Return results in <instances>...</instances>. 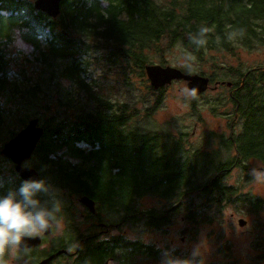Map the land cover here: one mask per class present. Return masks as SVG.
<instances>
[{
    "label": "trees",
    "instance_id": "obj_1",
    "mask_svg": "<svg viewBox=\"0 0 264 264\" xmlns=\"http://www.w3.org/2000/svg\"><path fill=\"white\" fill-rule=\"evenodd\" d=\"M13 27L28 31V40L41 55L38 60L51 70V79H66L72 85L55 100L49 96L51 86L45 80L27 89L20 100L27 117L31 108L35 110L32 117L44 129L31 166L53 188L87 196L100 210L123 212L129 221H143L154 228L166 225L172 213L184 207L190 223L203 222L207 219L203 211L210 203L230 201L236 194L234 187L223 184L227 163L203 162L204 155L190 153L182 140L138 127L135 107L103 93L101 76L89 69L88 58L90 52H102L98 59L109 67L107 72L115 70L124 83L136 73L146 75L149 89L163 92L168 86L154 89L147 74V67H167L163 65V43L169 48L181 45L198 63L206 62L213 52L235 56L241 48L264 47V0H107L106 6L100 0H63L56 19L36 10L31 0H0V90L7 83L5 47ZM201 27L209 29L207 43L197 48L188 37ZM40 33L46 35V50L40 48ZM155 57H160L159 64ZM227 69L224 79L218 74L209 76L224 81L227 88L231 83V93L238 89L236 99L230 101L240 131L225 147L234 148L239 161L264 162V67ZM54 86L62 88L58 82ZM16 96L8 97L9 101L15 103ZM3 114L0 107V121ZM203 164L207 169L217 165L214 176L205 183L197 182L209 172L202 170ZM1 169L0 162V173ZM12 173L16 178L11 182L0 174V196L18 189L24 181L14 170ZM146 196L164 200L171 207L140 210L139 202ZM196 198L202 201L194 209ZM39 199L43 201L42 194ZM236 201L247 207L261 206L260 200L250 196H239ZM163 252L153 244L126 242L121 237L92 242L88 250L98 262L112 256L117 264L159 262Z\"/></svg>",
    "mask_w": 264,
    "mask_h": 264
},
{
    "label": "rangeland",
    "instance_id": "obj_2",
    "mask_svg": "<svg viewBox=\"0 0 264 264\" xmlns=\"http://www.w3.org/2000/svg\"><path fill=\"white\" fill-rule=\"evenodd\" d=\"M8 24L13 26V23ZM16 29L18 27L11 29V39L5 47L8 78L5 87L0 90V107L4 110V116L0 121V154L4 145L14 137L11 132L18 134L26 127L30 118H34L32 116L36 114L35 110L31 108L30 118H28L25 107L20 104L21 97L27 89L48 80V85L51 86L49 96L57 100L61 91H69V88L72 87L66 79H51V70L45 63L38 60L41 55L36 49V45L28 40V31L24 35V40L32 45L34 50L27 55L16 51L12 42ZM163 45L162 52L165 58L163 65L178 68L190 74L205 77L218 74V77L224 79V73L229 70L227 68L248 70L264 67V47L252 49V51L241 48L235 51V56L226 51L213 52L211 53L212 57L206 59V62L194 61L192 71L189 72L184 63L186 53L182 46L176 45L169 48L165 47L164 43ZM40 48L47 49L43 44ZM101 53L96 51L89 53V69L96 77L101 76L100 84L106 96L127 102L129 106L135 107L138 117L134 123L138 127L144 131H157L182 140L190 153L199 152V155H204L203 162L211 160L213 163L217 162V165L233 163L235 150L226 148L220 143L228 139L230 122L225 120L232 119L234 112V104L230 101L231 92L226 86L220 87L217 92L197 93L195 99H185L181 95V90L185 87L188 88L187 82L183 80L174 82L163 92H155L149 89L151 85L146 75L136 73L128 83H124L117 76L115 70L107 72L110 70L109 67L98 59ZM154 61L159 64L160 57H155ZM224 69L226 70L224 71ZM230 76L232 80H236L235 76ZM57 82L62 87L60 90L54 86ZM16 94L15 103L13 100L11 103L8 97L12 99V96ZM52 107L55 110L56 104L54 103ZM227 115L229 118L226 117ZM225 127L228 128V131L226 134H222L220 129ZM235 128V134L239 133L238 124L235 125ZM1 157L3 156L0 155L1 177L9 182L14 181L16 177L12 173L13 165ZM31 161L32 164L34 163L31 158L24 162V166H31ZM248 163V167L253 168L264 166V162L257 159H252ZM212 166L210 169H207L206 164L201 166L203 171L209 172L207 175L200 176L197 182L205 183L206 179H211L214 176V167L216 166L215 164ZM223 184L234 187L236 194L234 193L230 201H223L219 204L210 203L207 210L203 211L207 217L203 222L200 220L194 225L190 223L186 219L187 210L184 207L181 211L172 213L168 223L161 228L148 227L143 221H129L120 231L94 238L105 240L119 236L126 242L140 241L153 244L156 248L180 254L184 258H191L194 246L203 240L205 242L202 249L204 264H264V208L249 210L242 208L236 201L240 195L247 194L264 203V184L254 183L249 172L240 169L229 173L223 179ZM54 189L57 198L62 203L60 214L62 230L52 228L50 234L44 237L42 246L34 250L33 255H25L19 248L6 251L4 256L6 264H38L51 251L62 245L59 243L61 240L66 241L67 245L70 244L67 240L70 235L84 237L96 235L102 230L98 226L93 231L95 220L88 218V209L81 204L79 196L72 195L67 190L60 188ZM42 199L44 202L48 200V197L42 194ZM201 201L198 198L194 200V209L198 208ZM170 207L168 202L151 196H146L139 202V208L143 211L154 208L167 210ZM194 212L196 211L194 210ZM99 213L98 217L105 224L119 222L123 217V212L103 210ZM240 220L246 221V224L241 226ZM69 261H71L70 258ZM160 262L150 264H160ZM54 264H70V262L67 263L65 258H61L57 259Z\"/></svg>",
    "mask_w": 264,
    "mask_h": 264
},
{
    "label": "clouds",
    "instance_id": "obj_3",
    "mask_svg": "<svg viewBox=\"0 0 264 264\" xmlns=\"http://www.w3.org/2000/svg\"><path fill=\"white\" fill-rule=\"evenodd\" d=\"M102 6L107 5V0H100ZM207 27H201L197 34H189V40L197 48L207 43ZM26 30L16 29L13 35V46L17 52L30 54L34 47L24 40ZM37 39L43 44L46 35L40 33ZM195 57L186 54L184 63L188 71H192ZM185 99H195L196 89L187 87L181 90ZM249 175L256 184H264V166L251 169ZM43 194L48 197L42 202L39 196ZM62 203L57 198L56 190L44 179L24 180L18 189L10 190L6 195L0 196V264H6L4 256L8 250L23 248L25 252L30 251L24 241L42 235L46 231L55 228L62 230L60 220ZM205 242L202 240L194 246L191 258H179L172 255L170 251L162 253L160 264H204L203 251Z\"/></svg>",
    "mask_w": 264,
    "mask_h": 264
},
{
    "label": "water",
    "instance_id": "obj_4",
    "mask_svg": "<svg viewBox=\"0 0 264 264\" xmlns=\"http://www.w3.org/2000/svg\"><path fill=\"white\" fill-rule=\"evenodd\" d=\"M62 1L63 0H36L34 6L36 10L46 13L48 16L56 19L61 13ZM147 74L151 80V84L156 90L170 86L174 81L181 80L187 82L189 89H196L198 94L205 93L210 89V79L208 77L198 74H189L171 66H150L147 67ZM230 85L231 83H229V86ZM39 124V119H30L26 127L23 128L9 142H7L1 151L3 156L12 160V162L16 165L15 170L22 180L41 179L40 173L35 168H24L22 166L25 160H28L33 156L34 151L44 135V129L39 126ZM81 202L84 203L91 211L95 210V202L91 198L83 197ZM245 224L246 221L240 220L241 226H244ZM50 230L46 231L44 234L48 235ZM41 242L42 239L39 236L29 239L26 238L24 241L29 249L38 247ZM21 249L23 248L21 247ZM55 256L56 254L41 261L39 264H49Z\"/></svg>",
    "mask_w": 264,
    "mask_h": 264
},
{
    "label": "flooded vegetation",
    "instance_id": "obj_5",
    "mask_svg": "<svg viewBox=\"0 0 264 264\" xmlns=\"http://www.w3.org/2000/svg\"><path fill=\"white\" fill-rule=\"evenodd\" d=\"M35 1L34 0H31V2H32L33 5H34ZM28 2L30 3V0H28ZM208 78L210 79V89L208 91L217 92L218 91L217 89H219L220 87H225L226 86V84L224 83V81L223 82L222 81H213L210 77H208ZM212 84H214V86H212ZM231 87H232L231 85L228 86V88H231ZM239 89H241V88L239 87ZM237 90L238 89H235L233 93H230V97H233L234 99H236V97L234 96V93ZM202 94H204V93H202ZM226 117L229 118V115H227ZM236 118H237V116L236 117H232V119L230 118V120L229 119H226L225 120L227 122H230V126H229V136H228V139L227 140H224V141L220 142L222 145H228V142L229 143H232L230 141V138L236 135L235 134V129H236L235 128V121H236ZM220 130H221V133L222 134H226V132L228 131V128L225 127V128H221ZM235 157H236V151H235ZM30 159H28V160H30ZM6 160L10 164L13 165V167H14L13 170L16 172V170H15L16 169L15 168L16 165L12 162V160H10L9 158H6ZM28 160H25V161H28ZM250 160H252V159H249L247 161V163ZM24 162H23V165L22 166L24 168H27V166H24ZM247 163H245L244 161H239V159L237 157L236 159H234V161H233L232 164H227L229 167H226L224 169V171L227 172V174L231 173L235 169L236 170H239L240 169V170H244L245 172H250L253 167H248L249 166V163L248 164ZM28 167H32V166H28ZM240 189H241V186H240ZM240 196H242V195H240ZM243 196L249 197V195H247V194H243ZM83 197H87V196H79L80 202H81V199ZM251 198H253V197H251ZM94 202H95L94 203V207H95V210L94 211H91L84 203L81 202V204L88 209V218H92L93 220H95L94 227H93V231H94V229H97L98 226H99V229H102V230L98 234H96V235H86L84 237H82V236H79L78 237L75 234L70 235L69 237H67V240L69 241L70 244L67 245L66 244V241L61 240L59 243H61L62 245L58 246V248H55L53 251H51L50 254L47 257H45L44 259L40 260L39 263L41 261L49 258L50 256L56 254L55 258L49 264H54V262L57 259H61V258H65V260L67 261V263L70 262V264H117L116 259H114L112 256H108L107 258H104V260H101V261L98 262L97 259L94 258V256H93L92 253H88L89 244H91L92 242H94L95 244H97V243L102 242V241H110L111 239L98 240V238H94V237H98V236L103 237L105 235H109V233H112L114 231H120L125 226V223L129 222L130 219H129V217H125L124 214H123L122 215L123 217H122V220L121 221L115 222V223H111V224H105L98 217L100 215L99 212L100 211H103V210H100L97 207L96 201H94ZM239 205H241V207L242 208H245V209L258 210L256 207H247L246 205H243L241 203ZM260 207L264 208V203L262 201H261V206ZM50 232H51V230H50ZM48 235H45L43 233V236H39L42 239L41 244L38 247H36V248L30 249V251H28V252H25L21 248H19V249L25 255H30V254L33 255L34 250H36V249H38V248H40L42 246L43 241H44V237H46ZM117 237H119V236H113V238H117ZM69 258H70L71 261H69Z\"/></svg>",
    "mask_w": 264,
    "mask_h": 264
}]
</instances>
